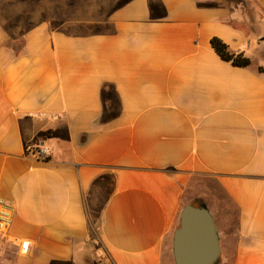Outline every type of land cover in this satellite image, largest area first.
<instances>
[{
  "label": "crops",
  "instance_id": "0c3cea01",
  "mask_svg": "<svg viewBox=\"0 0 264 264\" xmlns=\"http://www.w3.org/2000/svg\"><path fill=\"white\" fill-rule=\"evenodd\" d=\"M99 25L44 19L16 49L0 23V264H176L188 204L218 264H264V0H130Z\"/></svg>",
  "mask_w": 264,
  "mask_h": 264
},
{
  "label": "rangeland",
  "instance_id": "374dc122",
  "mask_svg": "<svg viewBox=\"0 0 264 264\" xmlns=\"http://www.w3.org/2000/svg\"><path fill=\"white\" fill-rule=\"evenodd\" d=\"M123 1L0 0V23L7 27L11 35L9 44L19 49L26 29L38 21L49 20L54 27L66 25L70 31L95 30Z\"/></svg>",
  "mask_w": 264,
  "mask_h": 264
},
{
  "label": "water",
  "instance_id": "95a60500",
  "mask_svg": "<svg viewBox=\"0 0 264 264\" xmlns=\"http://www.w3.org/2000/svg\"><path fill=\"white\" fill-rule=\"evenodd\" d=\"M173 255L176 264H218L220 236L208 206L188 204L182 208L173 236Z\"/></svg>",
  "mask_w": 264,
  "mask_h": 264
},
{
  "label": "built area",
  "instance_id": "2783aa9c",
  "mask_svg": "<svg viewBox=\"0 0 264 264\" xmlns=\"http://www.w3.org/2000/svg\"><path fill=\"white\" fill-rule=\"evenodd\" d=\"M29 155L39 161H46L50 158L52 152L47 146H34L28 145L26 148ZM15 217V209L11 207L5 200L0 198V237L3 240H8L11 229L13 227ZM30 249L29 242H23L21 244V250L23 253H28ZM99 257L104 264H113L112 260L105 253V251L99 252Z\"/></svg>",
  "mask_w": 264,
  "mask_h": 264
},
{
  "label": "trees",
  "instance_id": "16d2710c",
  "mask_svg": "<svg viewBox=\"0 0 264 264\" xmlns=\"http://www.w3.org/2000/svg\"><path fill=\"white\" fill-rule=\"evenodd\" d=\"M128 1L130 0H124L123 3L118 7L123 6ZM211 43L220 57L228 62H231L234 66L239 68H248L251 65L252 62L249 57L245 56L243 53H233L232 51H230L229 46L221 39L213 38Z\"/></svg>",
  "mask_w": 264,
  "mask_h": 264
}]
</instances>
